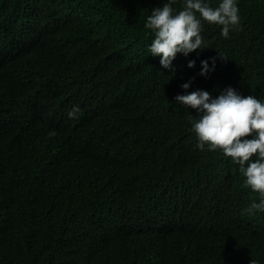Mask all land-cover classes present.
Segmentation results:
<instances>
[{"label":"trees","instance_id":"obj_1","mask_svg":"<svg viewBox=\"0 0 264 264\" xmlns=\"http://www.w3.org/2000/svg\"><path fill=\"white\" fill-rule=\"evenodd\" d=\"M169 2L0 0V264H264L260 194L175 101L264 103V0H234L227 38L201 21L206 49L166 69L145 24Z\"/></svg>","mask_w":264,"mask_h":264},{"label":"clouds","instance_id":"obj_2","mask_svg":"<svg viewBox=\"0 0 264 264\" xmlns=\"http://www.w3.org/2000/svg\"><path fill=\"white\" fill-rule=\"evenodd\" d=\"M238 11L234 0H222L216 8L204 0H185L183 10L174 14L170 0L153 9L147 18L145 27L156 33L150 53L161 58L163 68L170 69L178 53L187 57L197 49H206L201 47V21L223 26L220 34L227 38L230 30L239 25ZM210 59L212 69L207 60L201 61L200 75H206L215 68L216 58ZM187 66L194 67L195 61H189ZM189 86L185 83L182 88L187 90ZM175 101L201 113L192 125L199 141L196 147L201 151L205 145L209 151L222 150L225 156L240 166L246 186L260 194V202H253L245 211L250 214L264 211V103L253 96L243 97L232 87L222 90L215 98L207 91L197 90L177 95ZM78 111V106L74 107L69 117L72 118ZM49 135L55 136V132ZM249 136L253 138L245 139ZM251 264L256 262L251 260Z\"/></svg>","mask_w":264,"mask_h":264}]
</instances>
